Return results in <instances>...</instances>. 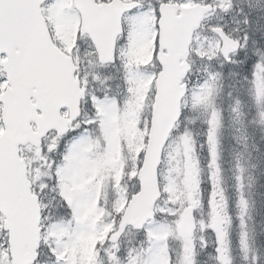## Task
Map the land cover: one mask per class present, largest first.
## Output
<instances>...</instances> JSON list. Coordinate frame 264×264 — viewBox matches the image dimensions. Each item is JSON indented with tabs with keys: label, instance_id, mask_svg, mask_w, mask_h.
I'll return each instance as SVG.
<instances>
[{
	"label": "snow or ice",
	"instance_id": "6c2138e0",
	"mask_svg": "<svg viewBox=\"0 0 264 264\" xmlns=\"http://www.w3.org/2000/svg\"><path fill=\"white\" fill-rule=\"evenodd\" d=\"M0 264H264V0H0Z\"/></svg>",
	"mask_w": 264,
	"mask_h": 264
}]
</instances>
